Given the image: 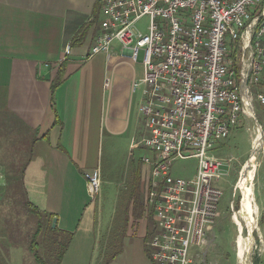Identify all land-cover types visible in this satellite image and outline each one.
Segmentation results:
<instances>
[{"label": "built area", "instance_id": "built-area-1", "mask_svg": "<svg viewBox=\"0 0 264 264\" xmlns=\"http://www.w3.org/2000/svg\"><path fill=\"white\" fill-rule=\"evenodd\" d=\"M104 17L90 55L109 57L113 42L135 62L142 52L138 112L147 133L146 197L152 222L147 242L154 264H195L196 245L212 237L232 158L212 153L239 122L264 107V0H99ZM148 17L147 32L136 23ZM236 43V45H235ZM233 48H236L233 60ZM71 52L68 43L60 61ZM47 66V64H45ZM105 84V83H104ZM195 159L191 175H173L176 160ZM92 200L100 171L83 172Z\"/></svg>", "mask_w": 264, "mask_h": 264}, {"label": "crops", "instance_id": "crops-1", "mask_svg": "<svg viewBox=\"0 0 264 264\" xmlns=\"http://www.w3.org/2000/svg\"><path fill=\"white\" fill-rule=\"evenodd\" d=\"M101 14L104 17L99 0H0V88L7 108L37 138L32 148L28 188L43 187L42 206L55 213L60 228L69 231L78 230L80 222L87 224L83 213L92 210L93 203L83 200L84 196L90 198L83 172L98 168L102 179L98 148L104 124L106 74L112 72L115 80L109 107L111 98L116 100L112 118L108 116L105 123L106 132L116 136L125 133L130 126L131 111L142 98V85L132 89L133 80L142 75L135 72L129 50L113 42L109 57L105 53L90 55L103 18ZM68 43L71 52L66 60L60 61ZM59 71L62 76L54 88L52 103L51 86ZM137 90H141L140 99ZM117 108H122L121 116ZM139 116L132 123L128 140L131 151L142 149L134 144L147 133L145 121ZM45 133L46 138L41 139ZM56 140L62 141L61 150L53 146L52 141ZM133 166L137 188L145 197L147 167L140 161ZM140 192L138 202L142 211L140 215L139 210L132 212L138 215L139 223L145 218L142 236L147 240L152 215L150 211L145 215L147 207ZM253 198L255 202L254 191ZM85 223L82 233L87 236L91 231ZM3 236L0 226V262L8 259L3 255L7 249ZM212 240V237L206 240L202 253Z\"/></svg>", "mask_w": 264, "mask_h": 264}, {"label": "rangeland", "instance_id": "rangeland-1", "mask_svg": "<svg viewBox=\"0 0 264 264\" xmlns=\"http://www.w3.org/2000/svg\"><path fill=\"white\" fill-rule=\"evenodd\" d=\"M101 16L103 17L102 14ZM148 22L149 18L143 17L137 21L136 28L142 33H146ZM232 52L233 60L236 62L234 58L236 48H233ZM137 56V60L133 62L134 70L138 75H142V52L140 51ZM114 84V74L107 73L103 81L106 95L102 115L104 124L98 148L99 166L102 168L99 192L94 201L90 195V198L87 196L83 198L84 203H93L92 210L83 213V220L87 222V224L84 222L86 228L91 232L87 236L83 235L84 223L78 224V230L72 231V237L61 264H154L150 256L148 242L142 236V223L145 218L139 223V218L132 212V201L130 202L140 192L137 188V174L133 163H138L141 156L147 153L143 149L131 151L128 148V140L132 135V123L135 119L137 122L140 114L138 115V106L132 109L130 126L125 133L116 136L106 132L105 123L108 116L109 119L112 118L116 101L112 97L109 107V97H111L110 93ZM137 93L140 94V99L141 90H137ZM115 95L116 92H114ZM117 109L121 116L122 108ZM255 112L257 121L239 122L231 129L226 138L216 141L212 150L215 154L226 159L232 158V160L229 169H227V175L223 176L219 182L222 195L218 202L217 216L211 227L213 240L211 244L207 245L205 253L201 251L205 249L206 242L202 244L203 249L201 250L198 245L192 248L193 252L200 251V262L197 264L203 262L206 264H238L237 249L241 236L248 239L249 244L251 243L250 250L248 249L251 264H264V107L255 102ZM5 120L6 118L0 115V122ZM258 125L262 131V144L255 155V171L252 181L254 212L252 213V229L241 218L242 194L236 184L240 177L241 167L251 154L253 132ZM9 126V129H12L11 134L8 129V133H0V137H2L0 138V193L2 192L0 213L3 215L0 214V226L4 232V245L7 246L3 255L8 257L0 264H37L27 247L35 227L34 220L30 218L21 204L17 192L10 190L9 186L6 188V179L4 178L6 173L18 175L19 170L22 169L23 161L28 155L27 150L30 148V135L22 141V149L18 140L14 142L12 140L19 134L18 130L13 129L16 125L10 124ZM52 144L57 147V150L63 147L62 141H52ZM195 167V159L176 160L172 164L171 173L179 176L191 175ZM253 191L255 192V202ZM142 195L140 192V197L144 200L146 193L145 197ZM28 196L41 207L44 198L43 187L28 188ZM41 208H45V206L43 205ZM147 211L145 212L146 216L149 213ZM109 233L113 239L110 237V242L105 245L104 241ZM253 240L255 244H253ZM40 252L42 253L43 250L41 249Z\"/></svg>", "mask_w": 264, "mask_h": 264}, {"label": "trees", "instance_id": "trees-1", "mask_svg": "<svg viewBox=\"0 0 264 264\" xmlns=\"http://www.w3.org/2000/svg\"><path fill=\"white\" fill-rule=\"evenodd\" d=\"M61 76L62 74L59 71L56 81L53 82L51 86L52 103L54 102L52 98V94L54 93V88L56 87L58 81L61 79ZM0 115L6 118L5 120L6 122L5 121L0 122V133L2 132L8 133L7 132L8 129L11 134L12 129H9L10 127L9 125L10 124L16 125L13 129L18 130L19 134L18 136H14V139L12 140L13 142L15 140H18V143H21L20 147L22 149H23L22 141L24 139H27L26 137L30 135V141H29L30 148L27 150L28 155L26 156L25 161H23L24 165L22 169L19 170L18 175L14 173H6L4 177L6 179V183H5L6 188H8L9 186L10 190H15L17 192L18 197H20L21 204L28 212L30 218L34 220L35 223L33 232L30 235V242L27 246L28 250L32 254V257L37 264H61L64 255L67 251V247L73 232L60 228L57 225V223L54 227H52L51 225L52 219L54 218L55 213L49 212L45 208H41L43 206L40 207L39 205H37L36 202L32 201V199L28 196L27 179L29 175L30 165L32 162L31 159L32 148L34 143L37 141V138L33 134V131L27 125L23 124V122L18 117H16V115L13 114V112L11 113V111L7 108L5 103V95L4 92L1 90V88H0ZM42 138H46V133L42 135L41 139ZM12 140L10 139V141ZM131 201H132L133 211L139 210L138 215H140V211H142V206L141 203L138 202V195L136 194V197L130 200V202ZM110 237L112 238L110 233L108 234V237L106 235V240L104 241L105 245H107L110 242L111 240ZM41 249L43 250L42 253L40 252ZM105 260L107 261L108 258Z\"/></svg>", "mask_w": 264, "mask_h": 264}, {"label": "bare ground", "instance_id": "bare-ground-1", "mask_svg": "<svg viewBox=\"0 0 264 264\" xmlns=\"http://www.w3.org/2000/svg\"><path fill=\"white\" fill-rule=\"evenodd\" d=\"M254 129V140H252V151L247 160L241 167L240 177L236 184L237 189L241 191L242 194V208H241V218L246 222L248 227L253 229V207H252V181L255 170V155L258 153L259 148L262 144V131L261 127L256 126ZM251 230V229H250ZM244 237L240 238L239 246L237 249L238 264H251L250 262V244ZM238 242V241H237ZM253 244L254 240L252 241ZM249 249V250H248Z\"/></svg>", "mask_w": 264, "mask_h": 264}, {"label": "water", "instance_id": "water-1", "mask_svg": "<svg viewBox=\"0 0 264 264\" xmlns=\"http://www.w3.org/2000/svg\"><path fill=\"white\" fill-rule=\"evenodd\" d=\"M56 222H57V220H56V218L54 217L53 219H52V227H54L55 225H56Z\"/></svg>", "mask_w": 264, "mask_h": 264}]
</instances>
